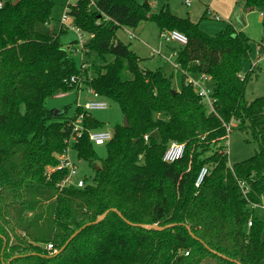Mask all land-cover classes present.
<instances>
[{"label":"trees","instance_id":"obj_1","mask_svg":"<svg viewBox=\"0 0 264 264\" xmlns=\"http://www.w3.org/2000/svg\"><path fill=\"white\" fill-rule=\"evenodd\" d=\"M70 7L73 25L90 36L84 71L62 45L67 30L50 27L55 4L5 0L0 12V264H264V210L252 207L264 203V97L248 101L253 72L241 78L252 59L251 39L232 25L210 36L190 18L169 9L155 13L136 0H79ZM244 9L264 10V0H245ZM148 24L188 40L177 54L180 91L163 69H143L142 59L117 37L120 29ZM190 74L215 83L212 112L187 84ZM82 75L100 97L118 104L129 128L117 126L99 171L85 133L75 150L94 166V183L62 190L66 172L48 178L47 168L58 165L73 122L85 114L87 130L100 125L82 108L68 118L70 108L58 112L47 102L77 90L71 80ZM229 126L259 144L255 156L232 168L222 146ZM153 131L160 141L151 136L146 142ZM174 142L185 145L184 156L165 163ZM205 167L211 172L198 188ZM235 177L249 183L250 203ZM109 210L123 217L110 212L62 251ZM124 220L174 226L148 231ZM49 243L62 252L48 256L41 245Z\"/></svg>","mask_w":264,"mask_h":264},{"label":"rangeland","instance_id":"obj_2","mask_svg":"<svg viewBox=\"0 0 264 264\" xmlns=\"http://www.w3.org/2000/svg\"><path fill=\"white\" fill-rule=\"evenodd\" d=\"M79 0H73L71 4H64L60 1L55 4L52 16L57 20L56 12L63 15L65 13V8L67 6H75ZM139 3H144V0H136ZM172 3L180 10L182 17L186 18L188 16H193L194 21L201 22L203 26L200 28L206 29L209 33L221 31V28H224L227 25H232L235 30L242 29V33L248 36L252 41L253 54L250 63L245 66V71L243 75L246 76L248 73H251L250 82L246 90V99L248 101H253L257 98L264 97V53H261V49L264 47V27L261 21V15L264 14V10H256L253 12L247 13L241 7L236 5L237 1L244 2L245 0H193L192 7L187 8L184 4L186 0H171ZM51 2V1H50ZM211 9L215 11L218 16L222 18V22L215 19H206L202 20L200 14H197L196 11L199 9ZM158 10L157 12H160ZM192 11V13H191ZM202 14V13H201ZM62 15V17H63ZM178 17V16H177ZM244 19L246 25H242L241 19ZM59 22L61 21L58 19ZM57 20V21H58ZM193 21V22H194ZM61 26V25H60ZM146 26V30H141V27ZM201 29V30H202ZM203 31V30H202ZM204 31V32H206ZM128 32H131L136 35L138 39L132 40L129 39ZM238 32V31H237ZM215 33V34H217ZM86 42L88 41L85 33H82ZM208 34V33H207ZM215 34L210 36H216ZM118 39L126 45H130L131 50L136 53L141 59V66L147 68L148 70L155 71L158 68L164 70L168 76H173V87L175 90H181L182 88V73L180 70L175 68L177 61V53L181 49L180 44L177 42H168L165 38L161 36V32L156 24L142 25L137 29H120L117 33ZM65 39V42L72 43L73 38L78 42V36L70 28L69 31L62 37ZM62 40V39H61ZM66 45V49L73 48L76 49L78 44L72 47V44L69 46ZM155 50V52L152 51ZM72 52L71 57L75 59L78 65V68H81L82 63L89 60L86 56V53L82 55L81 53ZM94 58V57H92ZM110 62H113L112 57H108ZM256 64V67H254ZM88 67V66H87ZM88 79L91 78L92 74H88ZM86 76V77H87ZM195 80L200 79V75L193 74L191 75ZM86 81V79L84 80ZM86 84V83H85ZM203 86L209 89L211 92L215 90V83L210 80L208 83H204ZM57 94L56 96L50 98L47 102V107L49 109H54L58 112H62L65 108H70L67 112L68 118L75 117L77 104L84 106L87 101H89V96L86 94V87H82V93L79 94L78 90L71 91L69 93ZM58 96V97H57ZM91 100L94 98H90ZM106 100L108 104L107 110H96L88 113V118L96 121L100 127L91 129L92 133L99 131H109L115 133L117 126L123 125L124 116L117 103ZM208 107V106H207ZM21 111L25 113L26 108L23 106ZM156 117V116H155ZM164 118L163 116H157ZM166 118V117H165ZM78 125L80 127H85V123L82 120H78ZM233 125H237L234 123ZM152 136L159 142L160 136L157 131H153ZM107 146L94 147V151L98 156L99 161L96 162L98 167L101 166L102 161H104L108 156ZM222 146H225L228 149L229 154V164L228 167H233L236 164H240L244 161L249 160L257 154L259 151L258 142L254 141L248 132H242L237 129H234L228 136L227 140L222 142ZM71 159L75 165L78 167L79 178L87 179L91 184L94 183V178L96 176L95 168L88 161L81 160L78 157L77 151L71 153ZM143 161V160H141ZM49 168H47L48 170ZM46 244L41 245L44 249ZM204 264H214L213 260H206Z\"/></svg>","mask_w":264,"mask_h":264},{"label":"built area","instance_id":"obj_3","mask_svg":"<svg viewBox=\"0 0 264 264\" xmlns=\"http://www.w3.org/2000/svg\"><path fill=\"white\" fill-rule=\"evenodd\" d=\"M193 0H186L185 3L188 7L192 5ZM4 8V0H0V12ZM70 11L71 7L68 6L65 9V13L61 22V26L63 28H71L73 31H75L78 35V46L75 50L76 53H81L84 55L86 53L85 50V44L86 39H84V36L82 32L77 29L73 24H68V22L72 19L70 17ZM217 21L220 20L219 17H216ZM129 38L135 39L136 35L128 32ZM162 37L166 39L168 42H177L182 46L187 45L188 40L187 38L178 33V32H165L162 33ZM85 62V61H84ZM82 63L81 70L84 71L87 68V65L85 63ZM175 68L180 70V66L176 63ZM254 67H256V64H254ZM181 71V70H180ZM192 74L187 76V84L191 85L193 89L196 91L198 96L201 98V102L208 108L210 112L214 110V103L215 99L213 98V92H211L209 89L205 88L203 86L204 83H208L211 78L206 75H200L199 80H195L194 78L191 77ZM245 76L242 74L241 78H244ZM85 77L82 75L81 77H73L71 80V83H74L77 85V90L82 92V87H86V92L89 94L90 97L94 99H90L89 101L86 102L84 106H81L77 104V108H82L85 112L89 113L92 111L96 110H107L108 109V104L104 98L100 97L98 93H96L92 88L88 87L85 84ZM60 94H64L63 92H60ZM60 95V96H62ZM58 97V96H57ZM84 121L85 119V114H82L81 116L78 117L76 121L73 122V132L71 136L66 140V149L62 154H59L56 156L58 160V165L55 167H50L47 170V177L51 178L53 174L55 173H60V172H66V175L64 179L58 184V187L62 190L68 189L70 187H75L78 189H83L89 184H91L87 179H81L79 178V171L77 165H75L71 159V153L75 150L76 145L79 143V141L83 138L84 134L87 133L90 142L93 144L94 147H102L109 145L115 136V133L109 132V131H99L96 133H92L91 130H87L85 127H80L78 125V120ZM227 132L230 134L232 132V126H229L227 128ZM151 134L147 135L145 137L146 142H149L151 139ZM185 153V145L184 144H179V143H171L165 152L163 161L165 163H174L181 158H183ZM140 159H143V157H140ZM232 168V167H231ZM210 168L205 167L201 170L200 175L197 179L196 182V187H200L204 180L209 176L210 174ZM235 185L238 188L240 192V196L243 200L249 201V195L251 193V187L247 181L240 180L237 177H235ZM254 209H262L264 210V203L263 205H253L252 206ZM253 225L252 221L249 223V228H251ZM45 252L47 253L48 256H55L59 253V249L53 244L49 243L46 244L44 247ZM188 255V254H187Z\"/></svg>","mask_w":264,"mask_h":264},{"label":"crops","instance_id":"obj_4","mask_svg":"<svg viewBox=\"0 0 264 264\" xmlns=\"http://www.w3.org/2000/svg\"><path fill=\"white\" fill-rule=\"evenodd\" d=\"M5 1V0H4ZM48 1H51V2H55V3H57V1H60V2H62V3H64V4H71L72 3V1L73 0H48ZM149 3L150 4V6L152 7V10H153V12H155V13H159V12H157L158 10H164V9H169L174 15H176V16H178V17H182L181 15V13H179L180 12V10L178 9V8H176V6L172 3V1L171 0H144V3ZM244 3H245V1L244 2H242V1H237V3H236V5H238V7H241L243 10H245L244 9ZM141 4V3H140ZM184 4H185V6L187 7V8H191L192 7V5L190 6V7H188L187 5H186V3L184 2ZM68 7V6H67ZM66 7V8H67ZM65 8V9H66ZM160 11V12H161ZM245 11H247V13H249V12H253V11H250V10H245ZM254 11H256V10H254ZM191 13H192V11H191ZM196 13L197 14H200V15H202L201 16V19L202 20H206L207 18L208 19H210V20H212V19H215V20H217L216 19V17H219L220 18V20H222V18L220 17V16H218L217 14H215L216 12L215 11H213V10H211V9H208V8H203V9H199V11L197 10L196 11ZM202 13V14H201ZM62 15H63V11H62V9H61V13H58V12H56V16L58 17L57 18V20L58 19H60L61 21L59 22V20L57 21V20H55L54 18H53V16H52V21H51V23H50V27H62V26H60L61 25V22H62V19H63V17H62ZM204 15H206V19H203V16ZM64 16V15H63ZM261 21H262V23H263V21H264V14H262L261 15ZM186 18H190L191 20L193 19V16H188V17H186ZM219 20V21H220ZM192 21H194V20H192ZM240 21H242V25L244 26V25H246L245 24V22H244V19L242 18ZM220 22H222V21H220ZM194 23H198V24H200L201 22H196V21H194ZM68 24H73V20L71 19L69 22H68ZM203 25V24H202ZM201 24H200V26L201 27H203ZM228 26V25H227ZM227 26H225L224 28H221V31H223ZM147 29V27L146 26H144V27H141V30L143 31V30H146ZM202 29V28H201ZM65 30H67V31H69V28H65ZM203 31H206V29H202ZM220 31V32H221ZM236 31H238V32H242V29H240V31L237 29ZM75 34H76V37L78 36L77 35V33L75 32V31H73ZM219 32V33H220ZM206 33H208V35L210 34V35H213V34H215V33H217V32H214V33H209V32H207L206 31ZM218 34V33H217ZM217 34H215V35H217ZM161 36H162V33H161ZM90 38V36H87V39H89ZM76 39V38H75ZM75 39L73 38V40H72V43H69V42H65V39H63L62 38V40H61V42H62V45H63V47L66 49V45H68V43H69V46L72 44V47H74V45H76L77 44V42L75 41ZM130 39V38H129ZM135 39H138L137 37H135ZM135 39H132V40H135ZM131 40V41H132ZM181 47L180 48H182L183 46L182 45H180ZM66 50H68L70 53H72L73 51L75 52V50L76 49H73V48H68V49H66ZM152 51L153 52H155V50H153L152 49ZM180 51V50H179ZM177 54H178V52H176ZM74 54H76V53H74ZM176 57H177V55H176ZM142 67V66H141ZM143 68V67H142ZM143 69H147V68H143ZM148 70V69H147ZM82 91V90H81ZM176 91H180V90H176ZM79 92V94H81L80 93V91H78ZM86 94L89 96V94L86 92ZM90 96H89V100H90Z\"/></svg>","mask_w":264,"mask_h":264},{"label":"water","instance_id":"obj_5","mask_svg":"<svg viewBox=\"0 0 264 264\" xmlns=\"http://www.w3.org/2000/svg\"><path fill=\"white\" fill-rule=\"evenodd\" d=\"M18 1H16L15 3H17ZM176 93V92H175ZM124 127L125 128H129V121H128V118H124ZM97 171L100 170V167H97L96 168ZM116 212L120 215V217H123L117 210H109L107 211L106 213H104L102 216H100L94 223H90L86 226H84L82 229H80L78 232H76L71 238L70 240L67 242V244L65 245V247L62 249V251L65 250V248L69 245V243L74 240L83 230H85L86 228L88 227H91L93 225H98L100 223H102L106 218L107 216L110 214V212ZM126 223L130 224L127 220H124ZM132 226H136V227H139V228H142V229H145V230H148V231H151V230H156V231H164V230H167V229H170L172 228L174 225H170V226H167V227H159L157 225H133V224H130ZM193 236V234H191ZM62 251H60L58 254H60ZM57 254V255H58Z\"/></svg>","mask_w":264,"mask_h":264}]
</instances>
